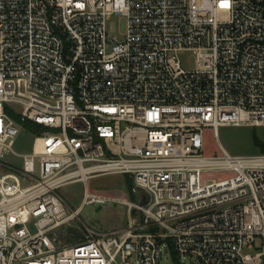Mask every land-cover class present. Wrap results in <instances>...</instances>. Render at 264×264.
Here are the masks:
<instances>
[{
  "label": "built area",
  "instance_id": "obj_1",
  "mask_svg": "<svg viewBox=\"0 0 264 264\" xmlns=\"http://www.w3.org/2000/svg\"><path fill=\"white\" fill-rule=\"evenodd\" d=\"M12 113L43 126L30 152L13 148ZM220 125L264 132V0H0V264H264V152L206 154ZM114 173L137 200L87 188ZM76 181L71 209L61 188ZM109 200L127 224L57 239Z\"/></svg>",
  "mask_w": 264,
  "mask_h": 264
},
{
  "label": "rangeland",
  "instance_id": "obj_2",
  "mask_svg": "<svg viewBox=\"0 0 264 264\" xmlns=\"http://www.w3.org/2000/svg\"><path fill=\"white\" fill-rule=\"evenodd\" d=\"M126 29V18L121 14H113L107 21L108 37L121 40ZM182 66L193 68L195 65V55L191 51H181L178 53ZM20 109V106H16ZM253 133L264 142V132L261 126L249 125H220L217 134L210 127L203 131V147L206 154L220 152V145L229 153L234 155H251L262 152L254 143ZM33 134L26 129H21L15 138L13 148L18 153H27L32 150ZM7 161H12L17 165L22 163L21 158L13 155H5ZM87 188L91 192L102 193L112 197H120L128 200H137L131 193V180L118 173L100 175L90 178L87 181ZM85 189L83 181L69 183L61 188L62 194L66 197L71 209L77 208L81 202ZM78 217L70 220L68 224L60 227L56 231V237L62 244H71L84 239L85 232L83 225L86 224L97 231H107L115 227L127 224L128 213L124 203L117 200H109L106 203L85 204L78 209ZM255 251V249H246ZM129 264H134V259H128ZM181 264H196L193 258L183 257ZM162 264H180L173 259L166 251L162 253ZM114 264H125L118 256Z\"/></svg>",
  "mask_w": 264,
  "mask_h": 264
},
{
  "label": "trees",
  "instance_id": "obj_3",
  "mask_svg": "<svg viewBox=\"0 0 264 264\" xmlns=\"http://www.w3.org/2000/svg\"><path fill=\"white\" fill-rule=\"evenodd\" d=\"M12 116L18 122H20L25 127L26 130H28L32 134H37L38 132L43 130V126L37 124L36 122H34L28 118L21 117L20 115L15 114V113H12ZM253 140H254V143L259 147V149L262 152H264V142L261 139H259V137L256 135V133H253Z\"/></svg>",
  "mask_w": 264,
  "mask_h": 264
}]
</instances>
